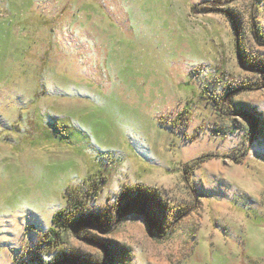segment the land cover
Returning a JSON list of instances; mask_svg holds the SVG:
<instances>
[{
  "label": "rangeland",
  "instance_id": "1",
  "mask_svg": "<svg viewBox=\"0 0 264 264\" xmlns=\"http://www.w3.org/2000/svg\"><path fill=\"white\" fill-rule=\"evenodd\" d=\"M0 264H264V0H0Z\"/></svg>",
  "mask_w": 264,
  "mask_h": 264
},
{
  "label": "trees",
  "instance_id": "2",
  "mask_svg": "<svg viewBox=\"0 0 264 264\" xmlns=\"http://www.w3.org/2000/svg\"><path fill=\"white\" fill-rule=\"evenodd\" d=\"M92 186L96 187L97 184L94 183ZM77 190V187H72L67 190L68 205L66 208L56 213L53 218V228L50 231L57 232L59 235L61 232L65 231H72L75 234H79L80 229L84 226H91L97 229L102 228L100 216L96 217L92 213L86 214L85 209L87 208V204L85 200L80 199L79 194H76L75 196ZM123 196L126 203L122 204V208H132L133 211H136V209L151 210V205H156L158 210L156 212V217L152 220V224H154L156 228H159L161 226L160 222H163L169 216V213L162 201L153 193L152 190H148L146 187H141L137 191L127 188V190L123 193ZM160 216L163 217V220L159 222ZM56 229L59 231H55Z\"/></svg>",
  "mask_w": 264,
  "mask_h": 264
}]
</instances>
